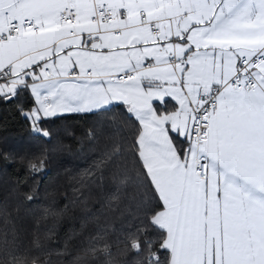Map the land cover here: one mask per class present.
<instances>
[{"label": "snow or ice", "instance_id": "snow-or-ice-1", "mask_svg": "<svg viewBox=\"0 0 264 264\" xmlns=\"http://www.w3.org/2000/svg\"><path fill=\"white\" fill-rule=\"evenodd\" d=\"M25 92L44 138L47 118L122 109L146 264H264V0H0V102Z\"/></svg>", "mask_w": 264, "mask_h": 264}, {"label": "trees", "instance_id": "trees-1", "mask_svg": "<svg viewBox=\"0 0 264 264\" xmlns=\"http://www.w3.org/2000/svg\"><path fill=\"white\" fill-rule=\"evenodd\" d=\"M32 101L25 92L0 102V264L10 257L20 264H146L147 246L142 252L131 248L141 227L144 189L134 179L120 186L126 173L134 176L129 149L135 138L122 109L47 118L51 137L44 138L34 135L16 110L18 104L27 110ZM116 148L111 163L86 175ZM118 187L119 201L110 202ZM158 248L159 243L153 251Z\"/></svg>", "mask_w": 264, "mask_h": 264}, {"label": "crops", "instance_id": "crops-1", "mask_svg": "<svg viewBox=\"0 0 264 264\" xmlns=\"http://www.w3.org/2000/svg\"><path fill=\"white\" fill-rule=\"evenodd\" d=\"M166 99H168V101H169L168 104H167V108L171 110L172 107H173L174 101H171L170 98H166ZM32 100H34V97H32Z\"/></svg>", "mask_w": 264, "mask_h": 264}]
</instances>
